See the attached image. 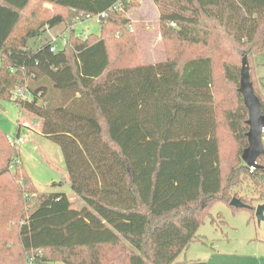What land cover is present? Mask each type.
Returning a JSON list of instances; mask_svg holds the SVG:
<instances>
[{
	"label": "trees",
	"instance_id": "trees-1",
	"mask_svg": "<svg viewBox=\"0 0 264 264\" xmlns=\"http://www.w3.org/2000/svg\"><path fill=\"white\" fill-rule=\"evenodd\" d=\"M154 1L166 60L114 66L110 43L129 59L139 0H0V102L28 87L12 101L60 146L85 204L40 192L0 129V264H205L177 259L210 206L264 203V155L256 169L242 160L239 92V60L264 52V0ZM102 14L100 36L78 37L77 21ZM67 22L64 49L38 41Z\"/></svg>",
	"mask_w": 264,
	"mask_h": 264
},
{
	"label": "rangeland",
	"instance_id": "rangeland-1",
	"mask_svg": "<svg viewBox=\"0 0 264 264\" xmlns=\"http://www.w3.org/2000/svg\"><path fill=\"white\" fill-rule=\"evenodd\" d=\"M139 1V6L126 15V18L130 20L133 36L129 59L125 56L128 46L124 48L119 46L117 43L123 44V42H118L116 39L110 43L111 60L114 66H118L121 59L123 65L156 64L166 60L165 41L161 37L159 25L158 5L154 0ZM80 22H76L77 34L85 31L88 35H101L102 27L97 18L84 19L79 24ZM70 26L72 24L70 25L69 22L64 23L38 41H44V39L51 41L59 34H64ZM34 43L35 41L31 40L30 46ZM58 46L61 49L60 41ZM184 56L191 58L197 54L194 50L186 49ZM242 59L239 60L241 67ZM249 60L253 67L252 81L256 80L254 85L264 96V52L254 55L252 59L249 57ZM0 106L1 131L13 141L18 136L23 139L29 138L27 143L19 146V155L24 169L38 190L42 193L65 194L72 202L73 209L83 208L84 202L71 189L60 146L39 134L40 126L35 125L34 118L21 111L14 101H1ZM237 191L243 194L241 189ZM244 193L247 198L252 197L251 190L247 186ZM258 205L255 206V210ZM29 261L25 264H31ZM194 262L264 264V221L259 224L255 212L253 214L249 209H236L222 201L213 203L203 219L197 239L177 259V263Z\"/></svg>",
	"mask_w": 264,
	"mask_h": 264
},
{
	"label": "water",
	"instance_id": "water-1",
	"mask_svg": "<svg viewBox=\"0 0 264 264\" xmlns=\"http://www.w3.org/2000/svg\"><path fill=\"white\" fill-rule=\"evenodd\" d=\"M239 92L243 96L245 106L248 109L249 120L247 123L250 128L248 133L249 145L243 153L242 160L249 168L256 169L259 157L264 155V115L260 111V99L254 92L251 81V66L247 56L243 58L242 62ZM230 205L236 209L251 208L236 197L231 200ZM255 214L258 223L261 224L264 221V203L256 207Z\"/></svg>",
	"mask_w": 264,
	"mask_h": 264
},
{
	"label": "built area",
	"instance_id": "built-area-1",
	"mask_svg": "<svg viewBox=\"0 0 264 264\" xmlns=\"http://www.w3.org/2000/svg\"><path fill=\"white\" fill-rule=\"evenodd\" d=\"M106 15L105 14H102L101 16H98L96 17L98 19V21L100 22L102 20V18H104ZM91 19V18H89ZM82 22H80L79 24H81ZM78 25H75V29ZM88 36V34L83 31L81 34H78V37H81V38H84L86 39ZM61 42V49H64L67 45V36H66V33L64 34H61L59 35L58 37H54L53 40H52V48H51V51L52 52H57L60 50L59 46H58V42ZM31 93L28 89L27 86H24V87H18L16 88L13 93H12V100L14 101H19V102H24V101H30L31 100ZM35 125L36 126H40V124L35 121ZM29 140L28 139H23L21 138L20 136L17 137L16 140H10L9 139V142L17 147L21 146V145H24L25 143H27V141ZM29 263H33L32 260L29 261Z\"/></svg>",
	"mask_w": 264,
	"mask_h": 264
},
{
	"label": "crops",
	"instance_id": "crops-1",
	"mask_svg": "<svg viewBox=\"0 0 264 264\" xmlns=\"http://www.w3.org/2000/svg\"><path fill=\"white\" fill-rule=\"evenodd\" d=\"M54 31V29H51V30H49L47 33H51V32H53ZM63 34V33H62ZM58 35V34H57ZM60 35V34H59Z\"/></svg>",
	"mask_w": 264,
	"mask_h": 264
}]
</instances>
